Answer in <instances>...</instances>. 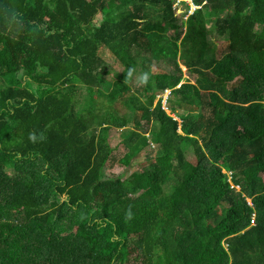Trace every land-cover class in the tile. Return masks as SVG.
Masks as SVG:
<instances>
[{
  "label": "trees",
  "instance_id": "obj_1",
  "mask_svg": "<svg viewBox=\"0 0 264 264\" xmlns=\"http://www.w3.org/2000/svg\"><path fill=\"white\" fill-rule=\"evenodd\" d=\"M261 176L264 0H0V264H264Z\"/></svg>",
  "mask_w": 264,
  "mask_h": 264
},
{
  "label": "rangeland",
  "instance_id": "obj_2",
  "mask_svg": "<svg viewBox=\"0 0 264 264\" xmlns=\"http://www.w3.org/2000/svg\"><path fill=\"white\" fill-rule=\"evenodd\" d=\"M187 2H191V0H186ZM174 9H176V14L177 16H180L183 12V6L182 5H174ZM196 10L195 7L192 6V9L190 11H188L187 16L183 19L185 20V22H187L188 18L193 14V12ZM148 13L150 14V22L151 23H159L162 22L163 19V10H157L156 8H151L148 7ZM181 20V21H183ZM186 30V28H184ZM177 34V32H172L170 34H168L169 36H173ZM184 36V34H183ZM182 36V37H183ZM181 37V38H182ZM180 43V42H179ZM216 45V43H214ZM222 48L225 49L226 45L224 44V42L221 44ZM220 52H223V50L219 51V56H220ZM105 56H110L112 55L109 51H105L103 53ZM152 70L154 72H158L161 71V67L163 66L162 60L161 59H152ZM148 64V62H147ZM180 66L183 70V73L185 74L184 77L185 79L188 78L187 75V71H186V67L184 68V66L181 64L180 62ZM114 68L115 70L120 71L121 67L119 68L118 64H114ZM113 72H111L112 74ZM107 80L109 81L108 84H112L115 80L116 77L114 78V75H109L107 77ZM191 80L193 82H195L194 78H191ZM137 93V92H136ZM137 95V94H136ZM141 95V94H140ZM169 95V91L165 92L163 94V104H165V100H167ZM129 105V106H127ZM127 105H123L121 103L117 104V108L120 111V115L122 114H127L131 119L137 118L140 119L141 116V112L139 110L136 109V107L134 106V104L131 102H128ZM122 131V130H121ZM114 128H112V130L110 131L109 134V144L111 145V147L113 148V154L111 159L109 160V162L107 163V166L105 168V172L104 177L103 178H113V177H122L124 179L128 178L132 173L136 172V171H142L144 170L146 167H148V165H150L151 161H150V157H155L156 156V147L154 145H152L150 148H148L146 151H144L137 159H134L132 161V163L129 166H125L124 164L121 163V159L124 157L125 153L127 152L125 146L122 143V138L120 135V132ZM150 140H152V137H149ZM258 180H262L264 182V176L258 177ZM174 183V181H170L169 184ZM168 188V187H167Z\"/></svg>",
  "mask_w": 264,
  "mask_h": 264
},
{
  "label": "clouds",
  "instance_id": "obj_3",
  "mask_svg": "<svg viewBox=\"0 0 264 264\" xmlns=\"http://www.w3.org/2000/svg\"><path fill=\"white\" fill-rule=\"evenodd\" d=\"M150 74L149 72H140L137 74L136 69L134 67H130L127 70L125 83H133L135 87H145L149 83ZM129 218H131V212L127 214Z\"/></svg>",
  "mask_w": 264,
  "mask_h": 264
},
{
  "label": "crops",
  "instance_id": "obj_4",
  "mask_svg": "<svg viewBox=\"0 0 264 264\" xmlns=\"http://www.w3.org/2000/svg\"><path fill=\"white\" fill-rule=\"evenodd\" d=\"M216 44H217V46H219V43H218V42H217ZM184 68H185V67H184ZM185 69H186V68H185ZM186 71H187V69H186ZM183 82H185V81H183Z\"/></svg>",
  "mask_w": 264,
  "mask_h": 264
},
{
  "label": "built area",
  "instance_id": "obj_5",
  "mask_svg": "<svg viewBox=\"0 0 264 264\" xmlns=\"http://www.w3.org/2000/svg\"><path fill=\"white\" fill-rule=\"evenodd\" d=\"M167 100H165V102H166ZM166 104V103H165Z\"/></svg>",
  "mask_w": 264,
  "mask_h": 264
}]
</instances>
